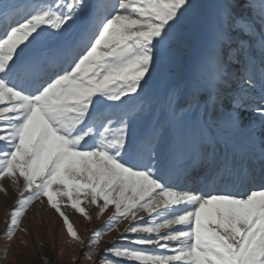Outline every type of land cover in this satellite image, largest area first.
Instances as JSON below:
<instances>
[{"label": "snow or ice", "instance_id": "snow-or-ice-1", "mask_svg": "<svg viewBox=\"0 0 264 264\" xmlns=\"http://www.w3.org/2000/svg\"><path fill=\"white\" fill-rule=\"evenodd\" d=\"M9 188L7 240L38 202L73 264H264V0H0Z\"/></svg>", "mask_w": 264, "mask_h": 264}, {"label": "rangeland", "instance_id": "rangeland-1", "mask_svg": "<svg viewBox=\"0 0 264 264\" xmlns=\"http://www.w3.org/2000/svg\"><path fill=\"white\" fill-rule=\"evenodd\" d=\"M88 2L94 4L96 0ZM245 122L247 123V120ZM15 199L16 194L11 188L7 195L0 192V264H45V256L50 264H73V257L80 256V246L68 237L62 220L54 210L46 205L41 208L38 202L32 205L21 220V228L25 231L17 230L13 239L7 240L4 235L5 213L14 204ZM64 211L83 240H87L91 229L100 228L112 214V210L108 209L97 218L98 209L92 207V219L89 222L70 208H64ZM127 225L128 221L124 220L118 227L122 230ZM116 235V231L104 235L101 238V247L108 246ZM80 264H85V261L81 259Z\"/></svg>", "mask_w": 264, "mask_h": 264}]
</instances>
